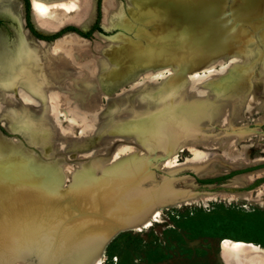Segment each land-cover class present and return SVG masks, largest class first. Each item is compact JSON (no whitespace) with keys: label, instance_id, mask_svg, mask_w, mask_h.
<instances>
[{"label":"rangeland","instance_id":"374dc122","mask_svg":"<svg viewBox=\"0 0 264 264\" xmlns=\"http://www.w3.org/2000/svg\"><path fill=\"white\" fill-rule=\"evenodd\" d=\"M99 3V30L53 42L0 16L2 81L46 85L0 90V264H44L12 257L33 233L46 264H264L222 244L264 249V0Z\"/></svg>","mask_w":264,"mask_h":264},{"label":"bare ground","instance_id":"6f19581e","mask_svg":"<svg viewBox=\"0 0 264 264\" xmlns=\"http://www.w3.org/2000/svg\"><path fill=\"white\" fill-rule=\"evenodd\" d=\"M32 1V6L35 9L36 12L39 13V16L45 18V19H55V15L53 12L49 11V5L47 4V0L42 1V0H31ZM31 6V7H32ZM62 8H64L66 11H72V9H75V4L73 3H68V4H63ZM0 16L5 17L15 23H17L18 28L20 30H22V28L24 27V15L22 12V4H21V0H0ZM30 32V31H29ZM35 43L32 41V38L27 34L26 36L20 35L18 38V42H17V48L21 51V52H26V58L25 59H29L30 60V55L35 54V52H38V44L39 41L34 40ZM58 41V40H57ZM36 46H35V45ZM3 45V39L0 36V46ZM25 54V53H24ZM23 59V61L25 60ZM23 67L18 69L19 74L23 73L22 70ZM61 68V67H60ZM44 75V74H43ZM44 78L43 76L40 77V79ZM22 87L27 89V91H30L32 94L36 95L39 99L43 100L44 99V95L42 90L40 89L41 86H46L42 81H35V79H31V80H27L26 84H23L20 78V75L18 76V78H15L14 81L11 84H6L2 81V78L0 77V90L6 91V92H12L15 91L14 87ZM231 96V95H229ZM200 110V109H199ZM192 112V113H190ZM195 110L194 111H187V113L189 115H195ZM196 113H202V111H197ZM207 112H204V114H206ZM210 114V113H208ZM207 114V115H208ZM183 122L185 123V120L183 119ZM196 122H191L188 124L184 125V128L187 130H191L193 129V125H195ZM135 155V154H134ZM173 162H168V164L166 165L167 167L170 166V164ZM131 163H128V165H126L125 167L127 168L128 166L130 168H132L133 166L130 165ZM98 168V167H97ZM89 169L87 168L84 172H85V176H83V178L85 177H89V175H95V170L97 169ZM114 174H118L119 172H121L120 170H116L114 169L112 171ZM198 173H200L199 170H197ZM133 173V172H131ZM128 173V174H124L121 176L122 181L123 182H127L130 180V182H132L134 180L133 178V174ZM60 176H62L61 174H59ZM244 176H239V178H243ZM246 177V176H245ZM231 187H240L241 186V182L239 181H233L231 184H229ZM239 194V193H238ZM155 212V216L157 215L158 211H153ZM147 222L144 221L145 225H148L149 220L145 219ZM46 242V245H45ZM35 245V247L41 252V259L42 261L45 263V259H44V253L48 250V245H47V241L40 235H36L35 233H33L30 236H25V237H20L15 244H13L10 250L12 253V257L15 259L19 258V249H21V247H30V244ZM224 248L227 247L231 248L233 250H239L242 252H245L246 254H260L264 252V249L261 248L260 246L254 245V244H247L244 246L240 245L237 242H233L230 240H224L223 243ZM29 249V248H28ZM223 249V248H222ZM19 260V259H18ZM98 263V259L97 258H90L89 259V263L88 264H97ZM260 264V263H259Z\"/></svg>","mask_w":264,"mask_h":264},{"label":"crops","instance_id":"0c3cea01","mask_svg":"<svg viewBox=\"0 0 264 264\" xmlns=\"http://www.w3.org/2000/svg\"><path fill=\"white\" fill-rule=\"evenodd\" d=\"M54 1H60V0H47V2L50 3ZM27 2H28V9H27L28 19L30 25L37 33L44 36H51L65 27L76 28L80 31L88 30L96 17L97 0H73L72 3H74L76 7L75 9H72V11L71 10L66 11L64 8H62L60 4H57L55 7L51 6L49 8V11L54 13L55 19L52 18L45 19L39 16V13L36 12L32 6V1L27 0ZM21 4L23 7L24 21H25V7L23 0H21ZM101 9L102 8L100 7V3H99V10ZM99 24L100 27H102L101 22Z\"/></svg>","mask_w":264,"mask_h":264},{"label":"trees","instance_id":"16d2710c","mask_svg":"<svg viewBox=\"0 0 264 264\" xmlns=\"http://www.w3.org/2000/svg\"><path fill=\"white\" fill-rule=\"evenodd\" d=\"M24 2V7H25V26L28 28V30L30 31L31 34H33L35 37L39 38V39H42L41 41H45V40H52L50 42H53L61 37H63L65 34H67L66 30L70 31H74L77 33V35H81L82 38L83 37H88L93 31L95 30H99V18H100V10H99V0H97L96 2V17H95V20L94 22L91 24V26L89 27L88 30L82 32V31H79L78 29L76 28H72V27H65L61 30H59L57 33L51 35V36H44V35H41L39 33H37L33 28L32 26L30 25L29 23V19H28V2L27 0H23ZM66 32V33H65ZM64 33V34H63ZM75 33V34H76ZM63 34V35H62ZM62 35V36H61ZM78 35V36H79ZM80 36V37H81ZM38 39V40H39ZM85 39V38H84ZM45 42H48V41H45ZM256 168V167H255ZM252 168H247L245 170H234V171H231L227 174H224L222 176H217V177H211V178H204V179H198L197 181L199 183H213V182H216V181H221L222 179H225V178H228L230 176H235V175H238V174H243L245 172H247L246 170H250ZM244 171V172H243ZM237 173V174H236ZM235 174V175H234ZM232 176V177H233ZM262 182L261 184L264 183V177H261V178H258L256 181H255V184L253 185H256L257 183H260Z\"/></svg>","mask_w":264,"mask_h":264},{"label":"water","instance_id":"95a60500","mask_svg":"<svg viewBox=\"0 0 264 264\" xmlns=\"http://www.w3.org/2000/svg\"><path fill=\"white\" fill-rule=\"evenodd\" d=\"M36 38H37V37H36ZM198 193H199V192H198ZM25 197H27V195L24 196V198H25ZM32 229L37 230L36 227H31L30 230H29V232H30ZM35 230H34V231H35ZM25 232H27V229L25 230ZM17 234H18V232H16V230H14V231L12 232V234L10 235V237L8 238L9 241H14L15 238H16V236H17Z\"/></svg>","mask_w":264,"mask_h":264}]
</instances>
